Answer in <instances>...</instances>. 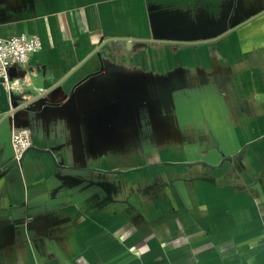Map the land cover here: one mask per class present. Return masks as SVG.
Instances as JSON below:
<instances>
[{"label": "crops", "instance_id": "0c3cea01", "mask_svg": "<svg viewBox=\"0 0 264 264\" xmlns=\"http://www.w3.org/2000/svg\"><path fill=\"white\" fill-rule=\"evenodd\" d=\"M20 33L0 264H264V0H0Z\"/></svg>", "mask_w": 264, "mask_h": 264}, {"label": "built area", "instance_id": "2783aa9c", "mask_svg": "<svg viewBox=\"0 0 264 264\" xmlns=\"http://www.w3.org/2000/svg\"><path fill=\"white\" fill-rule=\"evenodd\" d=\"M41 40L37 35L20 33L7 38L0 37V82L4 88L11 89L16 82L10 73L27 63L30 56L41 49ZM12 160L19 165L26 152L33 147L31 132L26 128H12L10 131Z\"/></svg>", "mask_w": 264, "mask_h": 264}]
</instances>
